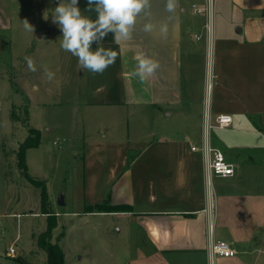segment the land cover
I'll use <instances>...</instances> for the list:
<instances>
[{"label":"crops","instance_id":"crops-1","mask_svg":"<svg viewBox=\"0 0 264 264\" xmlns=\"http://www.w3.org/2000/svg\"><path fill=\"white\" fill-rule=\"evenodd\" d=\"M189 1L174 0L170 12L168 0H149L130 38H105L115 63L83 69L88 131L69 142L82 158L84 201L131 206L97 212L133 218L140 237L127 264H264V0H202L205 16ZM86 6L79 0L94 17ZM140 54L159 64L143 81L133 75ZM217 114L231 124L208 128ZM206 144L233 175H209ZM219 239L233 256L211 253Z\"/></svg>","mask_w":264,"mask_h":264},{"label":"rangeland","instance_id":"rangeland-1","mask_svg":"<svg viewBox=\"0 0 264 264\" xmlns=\"http://www.w3.org/2000/svg\"><path fill=\"white\" fill-rule=\"evenodd\" d=\"M190 1L188 11L195 2L205 16L204 2ZM58 2L6 0L4 6L10 24L0 25V264H22L19 257L23 264H45L46 252L38 242L52 219L49 240L61 247L64 264H127L140 237L133 218L87 212L92 204L84 201L82 158L70 142L86 136L90 107L82 105L85 73L77 58L60 47L61 30L52 19ZM124 116L118 113L122 123ZM31 128L38 129L40 142L26 148L25 164L46 187V213L40 188L17 163L19 145ZM60 194L63 205L57 203ZM10 244L12 255L7 254Z\"/></svg>","mask_w":264,"mask_h":264},{"label":"clouds","instance_id":"clouds-1","mask_svg":"<svg viewBox=\"0 0 264 264\" xmlns=\"http://www.w3.org/2000/svg\"><path fill=\"white\" fill-rule=\"evenodd\" d=\"M149 7V0H87L85 10L94 11L95 16L86 15L79 7V0H59L52 12L53 23L61 30L60 47L78 60L82 69L92 73H102L117 58V51L104 46L105 38L112 34L114 40L128 39L141 12ZM171 12L174 0L166 5ZM31 30L33 28L30 24ZM144 31H152L153 25L145 23ZM161 34L167 32V26L161 24ZM95 45V47H93ZM27 60L29 70L35 71V64ZM159 67L158 61L140 54L138 66L133 75L141 81L154 74ZM48 78L53 76L47 73Z\"/></svg>","mask_w":264,"mask_h":264},{"label":"trees","instance_id":"trees-1","mask_svg":"<svg viewBox=\"0 0 264 264\" xmlns=\"http://www.w3.org/2000/svg\"><path fill=\"white\" fill-rule=\"evenodd\" d=\"M40 142V133L38 129L31 128L29 130V134L24 139V141L19 145L18 151V166L22 170L24 176L31 182L33 185H36L40 188V207L41 211L46 213V203H47V192L45 185L40 181H35L27 172L26 164H25V150L29 147H35ZM88 211H129L131 210V206L129 205H108L106 202H102L100 204H95L89 206ZM51 219V218H50ZM53 219L48 220L46 230L40 235V240L38 242L39 246L45 250L46 252V260L45 264H64V253L56 242H50V230L53 227ZM17 262H22V259L19 257L16 259Z\"/></svg>","mask_w":264,"mask_h":264},{"label":"built area","instance_id":"built-area-1","mask_svg":"<svg viewBox=\"0 0 264 264\" xmlns=\"http://www.w3.org/2000/svg\"><path fill=\"white\" fill-rule=\"evenodd\" d=\"M207 3L208 4L213 3V0H207ZM192 6L194 11L200 10L197 9L195 5ZM231 122H232V118L230 115L217 114L215 115L213 120H211V122L208 123L207 126L208 128L222 129L229 126ZM54 143L57 142L54 141ZM195 148H196L195 146H191L192 150H194ZM202 150L205 151V153L208 156L207 168L210 176L228 177L233 175L234 173L233 164L228 159H226L224 153L218 147L206 144L202 147ZM16 216L19 215L17 214ZM210 250L211 253L215 256L230 257L235 254L234 248L227 241L221 239L212 241L210 244ZM14 252H15L14 246L13 244H10L7 248V254L12 255Z\"/></svg>","mask_w":264,"mask_h":264},{"label":"water","instance_id":"water-1","mask_svg":"<svg viewBox=\"0 0 264 264\" xmlns=\"http://www.w3.org/2000/svg\"><path fill=\"white\" fill-rule=\"evenodd\" d=\"M57 203H58L59 205H63V204H64V202H63V198H62V194H60L59 197L57 198Z\"/></svg>","mask_w":264,"mask_h":264}]
</instances>
